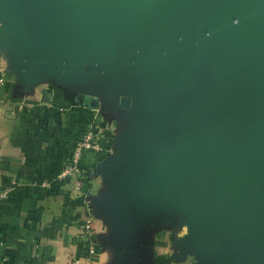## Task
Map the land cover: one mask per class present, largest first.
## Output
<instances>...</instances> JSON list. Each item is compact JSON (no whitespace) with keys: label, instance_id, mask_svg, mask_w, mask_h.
I'll return each instance as SVG.
<instances>
[{"label":"water","instance_id":"water-1","mask_svg":"<svg viewBox=\"0 0 264 264\" xmlns=\"http://www.w3.org/2000/svg\"><path fill=\"white\" fill-rule=\"evenodd\" d=\"M80 1L0 0V47L29 78L36 63L62 74L94 58L126 89L121 107L134 99L152 118L126 142L104 210L126 233L181 221L208 264H236L246 246L247 264H264V0ZM180 38L175 60L156 61ZM214 49L231 66L206 86L199 63Z\"/></svg>","mask_w":264,"mask_h":264},{"label":"crops","instance_id":"crops-1","mask_svg":"<svg viewBox=\"0 0 264 264\" xmlns=\"http://www.w3.org/2000/svg\"><path fill=\"white\" fill-rule=\"evenodd\" d=\"M77 62L62 74L36 63L29 78L11 51L0 47V193L18 182L0 200V264H208L190 245L181 221L159 215L151 232L139 226L126 233L104 210L120 188L115 169L129 161L126 142L144 140L152 118L134 99L130 109L121 107L126 89L112 72H102L96 59L81 56ZM26 105L33 108L20 111ZM91 128L106 136L103 150L84 159L85 200L98 247L89 257L81 238L86 206L75 182L58 181L56 175ZM248 257L249 246L234 253L236 264H247Z\"/></svg>","mask_w":264,"mask_h":264},{"label":"built area","instance_id":"built-area-1","mask_svg":"<svg viewBox=\"0 0 264 264\" xmlns=\"http://www.w3.org/2000/svg\"><path fill=\"white\" fill-rule=\"evenodd\" d=\"M33 106L26 105L25 108L20 107V111L23 109H32ZM106 133L103 130L89 129L83 136L76 141L73 147L72 154L68 159L67 163L61 171L56 175L58 181L72 180L75 182V189L81 195L83 203L86 206L87 216L85 222L82 226V237L83 241L88 244L87 253L89 257L97 254L98 247L94 242L95 229H94V218L92 214V209L86 202L85 187L87 183V175L84 167V159L88 153L91 152H101L103 147L101 145V139L105 138ZM108 143L112 140L111 138L106 139ZM18 182L12 180L10 185L0 193V200L7 199L13 190L17 187ZM43 186H48L47 182L41 183ZM76 264H80L79 260L75 261ZM20 264H32V263H20Z\"/></svg>","mask_w":264,"mask_h":264},{"label":"rangeland","instance_id":"rangeland-1","mask_svg":"<svg viewBox=\"0 0 264 264\" xmlns=\"http://www.w3.org/2000/svg\"><path fill=\"white\" fill-rule=\"evenodd\" d=\"M71 1L74 4L76 2H81L80 0ZM4 23L5 21L3 17L0 16V29L4 26ZM235 33H237V31H235ZM186 40L187 38H180L173 41L169 40L164 43L158 51L156 61L159 60L162 65H166V63H169L173 59L175 60L176 55L183 48ZM186 56L191 57L189 52L186 53ZM199 64V67L205 70V76H203L202 79L206 86L210 85V82H213L215 79L225 76L231 66L230 61L225 58L224 53L220 49L212 50L209 54H207L206 59L201 60Z\"/></svg>","mask_w":264,"mask_h":264}]
</instances>
